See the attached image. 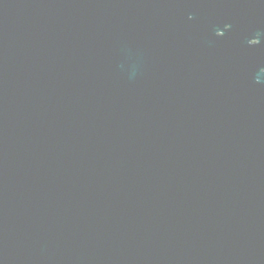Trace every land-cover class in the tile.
<instances>
[{"label":"water","instance_id":"1","mask_svg":"<svg viewBox=\"0 0 264 264\" xmlns=\"http://www.w3.org/2000/svg\"><path fill=\"white\" fill-rule=\"evenodd\" d=\"M0 264H264V0H0Z\"/></svg>","mask_w":264,"mask_h":264},{"label":"snow or ice","instance_id":"2","mask_svg":"<svg viewBox=\"0 0 264 264\" xmlns=\"http://www.w3.org/2000/svg\"><path fill=\"white\" fill-rule=\"evenodd\" d=\"M220 34H221V36H224V35H225V33H224V32H220Z\"/></svg>","mask_w":264,"mask_h":264}]
</instances>
